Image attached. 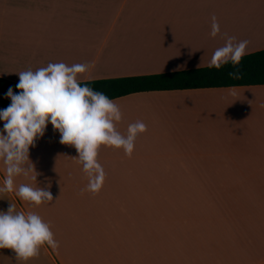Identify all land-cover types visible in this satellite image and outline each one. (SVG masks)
Returning <instances> with one entry per match:
<instances>
[{
  "label": "crops",
  "instance_id": "1",
  "mask_svg": "<svg viewBox=\"0 0 264 264\" xmlns=\"http://www.w3.org/2000/svg\"><path fill=\"white\" fill-rule=\"evenodd\" d=\"M225 33L248 40L246 53L264 49V0H0V77L18 83L17 73L58 62L94 63L78 81L198 68ZM112 100L121 133L147 126L132 156L101 145L105 183L82 192L78 152L49 123L29 150L37 178L15 185L44 187L53 202L0 192V211L11 202L39 214L59 249L45 244L27 261L0 249V264H264V84ZM4 178L0 160V187Z\"/></svg>",
  "mask_w": 264,
  "mask_h": 264
},
{
  "label": "clouds",
  "instance_id": "2",
  "mask_svg": "<svg viewBox=\"0 0 264 264\" xmlns=\"http://www.w3.org/2000/svg\"><path fill=\"white\" fill-rule=\"evenodd\" d=\"M220 31L217 18L213 16L211 37L215 38ZM224 36L225 43L212 54L209 68L220 69L229 62L238 66L246 54L248 40L237 42L235 36L226 33ZM94 66V63L66 65L58 62L35 71L29 69L17 73L16 88L20 91L16 93L10 87L6 98H10L11 104L0 110V120L4 121L3 129H0V160L5 165L0 192L15 191L21 200L34 205L53 202L51 191L44 187L15 185V177L19 175L27 177L35 172L36 176L32 178H37L29 150L35 146L37 138L44 136L49 123L59 131V142L74 146L78 152V157L73 159L83 165L88 177L82 192L98 193L105 183L106 172L98 162L101 145L122 148L128 157L132 156L136 138L147 130V126L138 120L128 125L126 134L117 129V123L122 120L119 105L104 93L87 85L81 86L78 81L80 74ZM228 75L232 79L242 78L239 71ZM45 244L54 251L59 249L50 224L39 214L17 211L11 202L7 211H0V249H11L17 261H27L38 257Z\"/></svg>",
  "mask_w": 264,
  "mask_h": 264
},
{
  "label": "trees",
  "instance_id": "3",
  "mask_svg": "<svg viewBox=\"0 0 264 264\" xmlns=\"http://www.w3.org/2000/svg\"><path fill=\"white\" fill-rule=\"evenodd\" d=\"M234 71H239L242 78H230L228 73ZM79 83L81 86L87 85L95 91L104 93L110 99L149 90L264 84V49L246 53L241 63L235 67L229 62L220 69L209 68L206 65L162 73L83 80ZM16 84L17 82L0 77V105L3 108L11 104L10 98H6L10 87L19 93L20 89L16 88Z\"/></svg>",
  "mask_w": 264,
  "mask_h": 264
}]
</instances>
